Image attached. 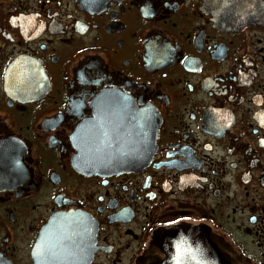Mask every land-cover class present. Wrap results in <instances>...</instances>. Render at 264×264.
<instances>
[{"label":"flooded vegetation","instance_id":"obj_1","mask_svg":"<svg viewBox=\"0 0 264 264\" xmlns=\"http://www.w3.org/2000/svg\"><path fill=\"white\" fill-rule=\"evenodd\" d=\"M173 230L264 264V0H0V264Z\"/></svg>","mask_w":264,"mask_h":264},{"label":"water","instance_id":"obj_2","mask_svg":"<svg viewBox=\"0 0 264 264\" xmlns=\"http://www.w3.org/2000/svg\"><path fill=\"white\" fill-rule=\"evenodd\" d=\"M147 157L144 152L133 153V158L142 161ZM122 165L112 166L108 171H123L129 167ZM178 261L179 264H247L222 242L200 230H173L159 235L138 264H177Z\"/></svg>","mask_w":264,"mask_h":264},{"label":"snow or ice","instance_id":"obj_3","mask_svg":"<svg viewBox=\"0 0 264 264\" xmlns=\"http://www.w3.org/2000/svg\"><path fill=\"white\" fill-rule=\"evenodd\" d=\"M177 264H179V261L177 262Z\"/></svg>","mask_w":264,"mask_h":264}]
</instances>
